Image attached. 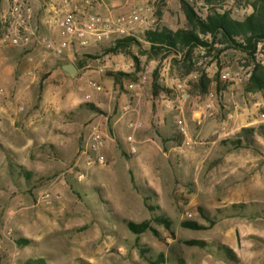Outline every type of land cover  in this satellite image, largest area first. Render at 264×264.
Masks as SVG:
<instances>
[{
	"label": "rangeland",
	"instance_id": "rangeland-1",
	"mask_svg": "<svg viewBox=\"0 0 264 264\" xmlns=\"http://www.w3.org/2000/svg\"><path fill=\"white\" fill-rule=\"evenodd\" d=\"M187 1L200 13L208 8L203 1ZM15 5L30 14L34 36L26 45L3 40L6 33L24 34L12 14ZM77 6L83 10L80 2ZM217 7L241 18L252 11V0H224ZM85 10L126 19L137 11L143 21L127 23L132 35L126 36L145 44V30H175L186 23L180 0H89ZM69 11L73 5L61 0H0V264H27L30 258L48 264H178L169 251L172 232L208 244L184 247L185 264H264V212L258 213L264 207V136L256 135L249 146L232 143L242 127L264 123V90H244L250 70L246 58L231 49L218 56L197 48L191 60L210 78L219 72L221 84L226 83L220 93L211 85L202 95L194 86L198 72L187 73L174 62L180 58L175 54L150 58L135 46L130 54L107 53L125 35L103 24L96 32L108 33L90 35L86 45L63 36L48 20ZM73 13L74 25L82 28L85 14ZM63 39L67 48L52 57L44 40ZM81 59L76 75L61 67ZM258 60L264 64V43ZM156 69L169 93L153 96ZM108 71L131 77L100 101ZM86 79L100 88H89ZM87 102L102 114L84 107ZM134 122L138 125L131 127ZM96 124L104 133L106 161L79 180L80 150ZM181 128L185 134L177 143L172 137L183 134ZM10 164L30 170L34 180H52L32 188ZM200 210L216 219L212 227H181L185 220L208 225ZM158 215L170 223L167 229L152 221L159 237L152 231L136 235L127 227V221ZM160 254L165 261L155 263Z\"/></svg>",
	"mask_w": 264,
	"mask_h": 264
},
{
	"label": "trees",
	"instance_id": "trees-1",
	"mask_svg": "<svg viewBox=\"0 0 264 264\" xmlns=\"http://www.w3.org/2000/svg\"><path fill=\"white\" fill-rule=\"evenodd\" d=\"M203 1L207 10L204 13L198 12L195 7L187 0H180L181 9L185 15L186 23L183 27L172 29L168 26H157L144 31L141 39L132 36H121L115 39L113 44L106 49L107 53H131L130 48L135 46L141 54H147L150 58L162 56L163 58L175 54L180 58H175V63H182L187 73L196 70L198 72V81L194 86L202 95L209 93L212 89L220 93L226 88V83L221 84V75L219 72L213 78H210L205 69H201L191 60L195 50L203 47L207 53L216 51V55H221L226 49H231L241 53L247 60L246 65L250 67L248 77L244 83L246 92H258L264 90V64L258 60L260 45L264 43V0H252V11L238 18L232 9H220L218 4L224 0H200ZM218 47V48H215ZM87 57H90L88 55ZM137 59V58H135ZM84 59L77 60L75 65L78 69L82 67ZM137 64V60H136ZM106 76L113 79L114 86L117 88L122 85L124 79L130 78L131 74L123 71L106 72ZM159 69L153 72L152 93L153 96H159L161 93H169L170 89L164 87L159 82ZM84 107L99 112L93 103L87 102ZM256 135L264 136V123L257 126L242 127L236 134V139L232 141L235 147L243 145H252ZM182 134H176L172 140L181 143ZM10 167L17 169V178L23 179L30 187L38 188L52 180V176H42L34 180V175L30 170L23 166L12 165ZM237 209H236V208ZM242 205L233 206L235 210ZM264 212V207L259 212ZM202 217L208 222V225L199 223L196 220H185L181 222V227L193 231H201L212 227L216 223L215 218L204 214ZM152 221L158 225H163L167 229L170 227L169 221L161 215L153 219H145L141 222L127 221V227L133 234L139 235L152 231L156 237H159L157 230L152 226ZM172 238L175 240L169 246V251L173 259L178 264H185L183 257L184 247L206 248L208 244L204 240L178 238L172 232ZM17 243L23 245L27 243L25 239H18ZM227 258L237 262V258L228 247L222 248ZM143 253V250H141ZM164 255L160 254L155 263H163ZM27 264H48L44 258H30Z\"/></svg>",
	"mask_w": 264,
	"mask_h": 264
},
{
	"label": "built area",
	"instance_id": "built-area-1",
	"mask_svg": "<svg viewBox=\"0 0 264 264\" xmlns=\"http://www.w3.org/2000/svg\"><path fill=\"white\" fill-rule=\"evenodd\" d=\"M64 4H70L73 5V11H69L65 14L64 17H61L56 14L52 15L48 23L50 26H52L54 29L59 30L63 36H67L70 39H74L75 41L86 45L89 40H91L90 35H106L108 33V30L101 32L100 34L96 32V26L99 25H106L112 29L111 31L119 34V35H132L129 32V26L134 25L137 22H142L140 15L137 11H132L128 18L118 16L115 18H103L100 15H97L94 12H87L85 8L87 7L89 9V0H61ZM77 2L81 3V8L83 10H80V6H77ZM74 11H82L87 20L85 25L82 28H78L74 25V17L73 12ZM12 14L17 20V23L21 26V28L24 31V34L22 37L17 35H12L10 33H6L3 36L4 41H9L12 45H26L29 42V39L34 36V31L29 24L30 22V14H28L24 9L21 7L15 5L12 9ZM129 26H128V24ZM45 46L47 50L49 51V54L52 57H60L61 54L65 51L67 48L68 42L67 39H63L62 41L53 42L50 40H44ZM87 68V66L85 67ZM101 71H104L101 69ZM85 82L88 84V87L91 89H99V85H97L94 81H91L89 79H86ZM182 85H178L177 89H180ZM176 88V87H175ZM107 119V118H106ZM137 122H134L131 124V127L137 126ZM184 135L185 129L181 128ZM105 138L104 133L102 131V128L100 124L94 125L88 135L87 140L85 141V144L82 146L80 150V155L82 157L81 161V167H79L77 171V178L79 180L83 179L88 170L96 165H103L106 161L105 157ZM131 150L134 152L135 148H131ZM86 173V174H85ZM46 198L49 197V195L45 196Z\"/></svg>",
	"mask_w": 264,
	"mask_h": 264
},
{
	"label": "crops",
	"instance_id": "crops-1",
	"mask_svg": "<svg viewBox=\"0 0 264 264\" xmlns=\"http://www.w3.org/2000/svg\"><path fill=\"white\" fill-rule=\"evenodd\" d=\"M62 67V66H61ZM104 84H105V86H106V88H107V93H105V94H103V96L102 97H99L98 99L101 101V100H103L106 96H108V92H110L109 93V97H110V94H111V91L113 90V92H114V89H113V87H114V82H113V79H111L110 77L106 80V79H104ZM111 88V89H110ZM110 89V90H109ZM100 93H102V92H100ZM95 105V104H94ZM96 106V105H95ZM97 108H98V106H96ZM99 110H101L100 108H99ZM148 111V109L147 108H145V115H146V112ZM95 112V111H94ZM142 112L144 113V108H143V110H142ZM100 115L102 114V112H98ZM142 113V114H143ZM99 115V116H100ZM143 116H144V114H143Z\"/></svg>",
	"mask_w": 264,
	"mask_h": 264
},
{
	"label": "water",
	"instance_id": "water-1",
	"mask_svg": "<svg viewBox=\"0 0 264 264\" xmlns=\"http://www.w3.org/2000/svg\"><path fill=\"white\" fill-rule=\"evenodd\" d=\"M62 68L70 75H76L78 72V68L73 63L64 64L62 65Z\"/></svg>",
	"mask_w": 264,
	"mask_h": 264
}]
</instances>
